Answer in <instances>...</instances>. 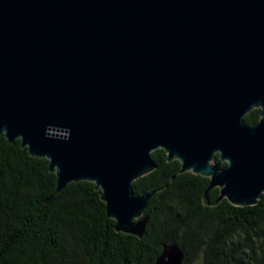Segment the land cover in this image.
<instances>
[{"label": "water", "instance_id": "water-1", "mask_svg": "<svg viewBox=\"0 0 264 264\" xmlns=\"http://www.w3.org/2000/svg\"><path fill=\"white\" fill-rule=\"evenodd\" d=\"M0 135L47 159L55 192L90 181L141 238L156 167L209 178L217 204L264 192V0H0ZM174 178V176H172ZM167 185V184H166ZM163 244L153 264H184Z\"/></svg>", "mask_w": 264, "mask_h": 264}, {"label": "trees", "instance_id": "trees-1", "mask_svg": "<svg viewBox=\"0 0 264 264\" xmlns=\"http://www.w3.org/2000/svg\"><path fill=\"white\" fill-rule=\"evenodd\" d=\"M150 154L156 167L132 182L136 195L155 191L139 238L115 230L93 182L55 192L47 159L0 135V264H153L163 244L178 245L184 264H264V192L254 205H213L214 187L206 205L208 177Z\"/></svg>", "mask_w": 264, "mask_h": 264}, {"label": "flooded vegetation", "instance_id": "flooded-vegetation-1", "mask_svg": "<svg viewBox=\"0 0 264 264\" xmlns=\"http://www.w3.org/2000/svg\"><path fill=\"white\" fill-rule=\"evenodd\" d=\"M218 188V187H217Z\"/></svg>", "mask_w": 264, "mask_h": 264}]
</instances>
